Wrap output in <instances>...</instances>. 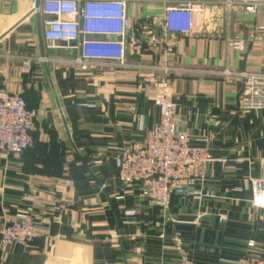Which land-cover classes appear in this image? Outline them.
<instances>
[{
	"label": "crops",
	"instance_id": "0c3cea01",
	"mask_svg": "<svg viewBox=\"0 0 264 264\" xmlns=\"http://www.w3.org/2000/svg\"><path fill=\"white\" fill-rule=\"evenodd\" d=\"M128 1L146 36L128 62L145 68L88 76L75 51L46 49L32 0H0V88L22 94L37 113L34 146L20 156L0 151V227L27 214L38 231L26 247L0 245V264H181L176 234L191 264L247 256L264 264V209L253 205L255 186L264 190V113L245 109L243 82L226 75L264 74V9L251 16L229 10L228 0H193L206 2L205 12L168 54L165 0ZM236 41L246 49L229 46ZM43 57L47 64L22 73L24 58ZM154 62L178 69L168 93L181 129L212 157L193 195L172 196L168 209L152 204L142 185L119 180L123 151L142 146L160 120L144 91Z\"/></svg>",
	"mask_w": 264,
	"mask_h": 264
},
{
	"label": "built area",
	"instance_id": "2783aa9c",
	"mask_svg": "<svg viewBox=\"0 0 264 264\" xmlns=\"http://www.w3.org/2000/svg\"><path fill=\"white\" fill-rule=\"evenodd\" d=\"M6 4L19 0H3ZM32 0L33 11L44 17L43 40L47 50L75 51L74 64L91 76L103 68L144 69L128 62L129 53L142 52L146 48V36L140 32L129 15L128 0ZM167 7L162 18L166 42L161 45L171 54L178 35H190L194 31L196 15L203 14L204 1L165 0ZM229 10L240 8L251 16H258L264 9V0H228ZM170 37V40H169ZM168 41V42H167ZM160 42L156 43L159 46ZM239 51L246 43L230 42ZM49 59L24 58L21 71L30 75L35 63L47 64ZM154 73L144 76L147 95H154V103L160 111L159 123L150 132L145 143L135 149H125L119 159V180L124 187L142 185L149 201L168 209L172 196L189 198L192 189L203 178L212 162L210 151L194 148L190 138L181 129L183 119L178 117L176 105L169 90V77L178 69L154 62L149 67ZM243 82L242 106L264 113V74L240 72L226 73ZM163 78H159V77ZM37 113L28 108L22 94L0 88V151L20 156L34 146L33 132ZM253 205L264 209V190L258 185L253 191ZM38 237L35 219L22 214L0 227V245L4 248L28 246ZM181 264H191L179 234L172 238ZM249 247H255L250 241ZM232 264H263L249 256Z\"/></svg>",
	"mask_w": 264,
	"mask_h": 264
},
{
	"label": "water",
	"instance_id": "95a60500",
	"mask_svg": "<svg viewBox=\"0 0 264 264\" xmlns=\"http://www.w3.org/2000/svg\"><path fill=\"white\" fill-rule=\"evenodd\" d=\"M39 6H40V1L37 0L36 3H35V7H36V8H39Z\"/></svg>",
	"mask_w": 264,
	"mask_h": 264
}]
</instances>
